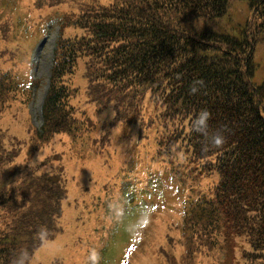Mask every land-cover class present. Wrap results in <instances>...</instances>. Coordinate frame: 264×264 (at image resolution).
I'll return each instance as SVG.
<instances>
[{"label":"trees","instance_id":"16d2710c","mask_svg":"<svg viewBox=\"0 0 264 264\" xmlns=\"http://www.w3.org/2000/svg\"><path fill=\"white\" fill-rule=\"evenodd\" d=\"M237 1L251 10L240 38L217 30ZM37 6L63 13L40 131L12 129L27 122L40 82L23 89L10 66L16 50L0 55L7 64L0 66V264H17L21 254L29 264L62 232L67 163L85 157L79 137L109 139V131H98L99 119L152 138L153 159L183 162L187 184L217 179L207 194L184 196L181 229L158 223L166 232L158 229L154 264L210 257L236 264L240 245L246 264H264V84L254 82L264 0H38ZM202 109L211 113L209 137L192 128ZM217 132L224 138L219 146L211 142ZM180 170L169 176L180 180ZM112 180L120 207L122 185ZM97 207L104 222L115 221L117 208Z\"/></svg>","mask_w":264,"mask_h":264},{"label":"rangeland","instance_id":"374dc122","mask_svg":"<svg viewBox=\"0 0 264 264\" xmlns=\"http://www.w3.org/2000/svg\"><path fill=\"white\" fill-rule=\"evenodd\" d=\"M37 1L0 0V29L5 31L6 39V43L0 42V55L16 50L11 52L15 61L10 66L23 89H28L34 81L40 82L39 87L33 89L27 106V122L22 119L18 125H12V129L18 132L27 130L29 126L38 131L43 127V105L60 34L58 19L63 16L59 10L39 9ZM250 16L248 3L237 1L231 5L217 30L240 38ZM255 62L254 82L262 85L264 45L256 50ZM2 64L7 65L5 60L0 59V66ZM83 73L81 70L79 78L86 95ZM98 122V131L100 134L109 131V139L101 142L102 138L97 136L98 141L93 142L91 135L79 137L81 140L77 148L81 147L85 157H78L77 162L72 164L67 163L69 184L63 205L62 232L44 243L30 258L29 264H154L153 255L159 243L154 244L157 239L161 240L158 229L163 235L166 230L162 224L167 229L172 225L181 229L184 196L198 192L207 194L212 184L217 182L215 177H211L205 180L204 185L199 178L187 184L190 175L181 169L179 164L183 166V162L172 160L175 163L169 166L153 159L151 136L150 141L144 136L137 137L133 128L123 129L117 122L114 124L111 121L108 125L100 119ZM178 170L181 171L180 180L169 176ZM115 176L118 184L122 185L120 207L115 203L117 193L112 182ZM104 204L111 212L117 208L113 223L104 222L98 215L97 205ZM174 235L178 236V232ZM243 248L240 245L237 249L236 264H246ZM93 252L96 254L95 261L91 259ZM200 264L223 263L210 257L202 259Z\"/></svg>","mask_w":264,"mask_h":264},{"label":"clouds","instance_id":"9594fccd","mask_svg":"<svg viewBox=\"0 0 264 264\" xmlns=\"http://www.w3.org/2000/svg\"><path fill=\"white\" fill-rule=\"evenodd\" d=\"M193 92L196 91L195 88L192 89ZM211 118V113L207 110V109H202L199 111V113L194 117L193 121H192V128L194 131L201 133L202 135H204L205 137H209L210 133H209V120ZM223 136L220 133H214L211 134V142L216 145L219 146L223 143ZM40 157L39 155L37 156V160H39ZM44 235V232H41V236ZM91 259L93 261H95L96 259V254L93 252L91 255ZM17 264H24V260H23V254H21L20 259L17 261Z\"/></svg>","mask_w":264,"mask_h":264}]
</instances>
